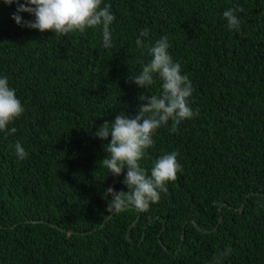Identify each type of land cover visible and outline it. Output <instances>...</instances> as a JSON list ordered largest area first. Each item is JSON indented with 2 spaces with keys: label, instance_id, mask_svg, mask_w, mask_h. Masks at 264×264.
<instances>
[{
  "label": "trees",
  "instance_id": "1",
  "mask_svg": "<svg viewBox=\"0 0 264 264\" xmlns=\"http://www.w3.org/2000/svg\"><path fill=\"white\" fill-rule=\"evenodd\" d=\"M108 4L113 46L104 48L101 28H22L12 19L17 5L0 0V77L24 107L0 131V264H212L229 246L223 264H264V0ZM230 7L244 9L239 30L223 18ZM161 36L192 82L188 103L198 114L175 133L171 120L161 126L140 164L150 175L177 151L183 170L146 210L111 215L103 192L129 191L127 169L115 177L99 166L110 138L95 132L162 91L158 76L148 88L128 80ZM16 142L23 160L9 148Z\"/></svg>",
  "mask_w": 264,
  "mask_h": 264
},
{
  "label": "clouds",
  "instance_id": "2",
  "mask_svg": "<svg viewBox=\"0 0 264 264\" xmlns=\"http://www.w3.org/2000/svg\"><path fill=\"white\" fill-rule=\"evenodd\" d=\"M11 6L17 5L12 19L22 28L37 29L40 32L53 31L56 35H67L87 29H102L104 48H111L112 39L110 26L115 20L111 13V5L101 7L102 0H3ZM241 7H230L224 10L223 18L228 28L239 30L241 21L237 16L243 12ZM21 13H29L34 19L26 20ZM150 29H143L135 43L138 48H144L143 37L149 36ZM170 43L167 36H161L154 45L148 46L151 59L147 63L141 62L142 70L139 74L128 77L129 82L141 88H148L158 76L162 82V91L156 95H141V102L137 114L129 117L126 113L116 116L114 121H105L95 136L101 140L110 141L104 145L108 153L107 158L99 161L108 169L111 176L119 177L127 169L123 183L129 191H117L109 186L103 192V198L108 201L106 211L111 215L124 211L129 206L139 210H146L150 203L158 202L160 193L168 191L167 183L174 182L177 174L182 172V165L178 162L179 153L172 151L160 156L151 169L150 175L141 166L145 149L154 143L153 135L161 127L172 121L170 132H178L181 121L190 119L194 114L188 99L193 94L192 82L187 75L181 74V64L174 62L169 54ZM24 107L18 99L14 88L9 86L8 78L0 77V131L8 132V125L19 118ZM17 132L11 127L10 133ZM17 157L25 159L28 153L20 142L9 145ZM109 215V216H111ZM229 246L213 258L212 264H223L224 257L231 255Z\"/></svg>",
  "mask_w": 264,
  "mask_h": 264
},
{
  "label": "water",
  "instance_id": "3",
  "mask_svg": "<svg viewBox=\"0 0 264 264\" xmlns=\"http://www.w3.org/2000/svg\"><path fill=\"white\" fill-rule=\"evenodd\" d=\"M223 207H224V206H222V208H221V212H222V210H223ZM220 222H222V219H221V221H220ZM183 239H184V238H183Z\"/></svg>",
  "mask_w": 264,
  "mask_h": 264
}]
</instances>
